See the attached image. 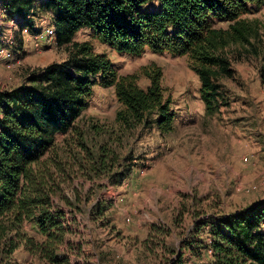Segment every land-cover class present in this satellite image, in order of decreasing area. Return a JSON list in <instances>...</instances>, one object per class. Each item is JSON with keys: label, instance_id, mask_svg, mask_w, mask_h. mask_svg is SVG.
Listing matches in <instances>:
<instances>
[{"label": "trees", "instance_id": "obj_1", "mask_svg": "<svg viewBox=\"0 0 264 264\" xmlns=\"http://www.w3.org/2000/svg\"><path fill=\"white\" fill-rule=\"evenodd\" d=\"M2 5L22 27L30 26L34 11L50 12L56 45L72 50L65 62L46 66L17 87L0 89V264H13L21 246L30 256L28 264H73L67 217L90 197L64 194L73 166L69 151L59 153L56 137L73 129L97 85L113 89L120 106L115 122L122 130L153 126L168 135L175 119L160 67L142 68L149 81L143 89L136 75H118L108 57L96 54L89 42L74 43V36L88 29L92 39L129 56L145 51L186 56L199 81L204 116L212 118L224 105L219 82L233 76L226 50L259 55L260 24L244 16L263 7L264 0H45L38 6L35 0H2ZM219 22L227 27H216ZM80 147L86 152L80 160L93 175L89 180L105 176L115 186L128 179L129 157L116 163V153L107 146L88 152L82 140ZM93 207L89 215L103 223L108 205L101 201ZM263 221L264 201H258L196 231L208 235L212 264H264V234L258 231ZM25 224L34 226L39 240L24 232ZM201 245L199 240L187 243L189 251L195 250L191 258L201 257ZM182 257L174 264H183Z\"/></svg>", "mask_w": 264, "mask_h": 264}, {"label": "rangeland", "instance_id": "obj_2", "mask_svg": "<svg viewBox=\"0 0 264 264\" xmlns=\"http://www.w3.org/2000/svg\"><path fill=\"white\" fill-rule=\"evenodd\" d=\"M34 13L30 26L23 27L19 19L4 13V22L12 28L0 35L9 46L6 66L0 65V89L17 87L33 73L69 57L72 46L58 47L46 34L51 13ZM244 18L260 24L259 55L232 47L226 50L233 76L219 82L224 105L212 118L204 116L199 81L186 56L150 51L129 56L92 39L88 29L75 35L74 43L89 42L96 54L109 58L118 75H136L143 89L149 81L142 68L160 67L161 86L175 119L168 135L153 126L122 130L115 122L120 106L113 89L97 85L73 129L56 137L59 153L69 151L73 166L70 184L62 187L64 194L90 197L89 203L83 202L80 211L72 213L74 218L67 217L73 264H174L179 255L183 264H212V252L206 249L208 235L204 229L197 234V228L264 201V6ZM215 26L226 28L227 23ZM11 36L13 45L7 43ZM82 140L88 152L99 146L113 150L116 163L129 157L128 179L115 186L105 176L89 180L93 175L80 160L86 154L80 147ZM101 201L108 205L103 223L89 215ZM62 208L69 212L67 206ZM258 231L264 234V221ZM24 232L40 239L31 224L24 225ZM190 240L202 242L198 259L191 258L195 250L189 251ZM29 261L22 246L11 260L13 264Z\"/></svg>", "mask_w": 264, "mask_h": 264}, {"label": "crops", "instance_id": "obj_3", "mask_svg": "<svg viewBox=\"0 0 264 264\" xmlns=\"http://www.w3.org/2000/svg\"><path fill=\"white\" fill-rule=\"evenodd\" d=\"M45 0H35V4L38 6L40 3L44 2ZM4 8L2 5V0H0V35L4 36V33L7 32V28H12V24L8 22H4L5 14H3ZM81 31V30H80ZM75 37V36H74ZM74 40V39H73ZM9 46L6 45V40L0 38V65L5 67L6 66V55L9 54L8 50Z\"/></svg>", "mask_w": 264, "mask_h": 264}, {"label": "built area", "instance_id": "obj_4", "mask_svg": "<svg viewBox=\"0 0 264 264\" xmlns=\"http://www.w3.org/2000/svg\"><path fill=\"white\" fill-rule=\"evenodd\" d=\"M4 13H6L5 9H4L3 14ZM14 20H16V18H14ZM46 34H47L48 37H50V38L53 37L54 38V36H55V27H54L53 24H51L49 27H47ZM7 43L10 44V45H13L14 41H13V37L12 36L8 39Z\"/></svg>", "mask_w": 264, "mask_h": 264}]
</instances>
